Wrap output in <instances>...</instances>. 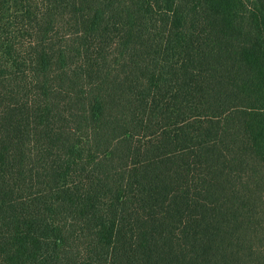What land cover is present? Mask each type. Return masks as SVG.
<instances>
[{"label":"trees","instance_id":"trees-1","mask_svg":"<svg viewBox=\"0 0 264 264\" xmlns=\"http://www.w3.org/2000/svg\"><path fill=\"white\" fill-rule=\"evenodd\" d=\"M0 264H264V0H0Z\"/></svg>","mask_w":264,"mask_h":264}]
</instances>
